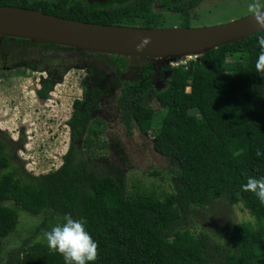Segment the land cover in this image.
<instances>
[{
  "label": "trees",
  "instance_id": "obj_1",
  "mask_svg": "<svg viewBox=\"0 0 264 264\" xmlns=\"http://www.w3.org/2000/svg\"><path fill=\"white\" fill-rule=\"evenodd\" d=\"M0 5L98 24L161 25L148 0L116 4L0 0ZM188 18L184 11L180 26L188 27ZM261 36L264 30L212 48L186 67H170L164 87L152 90L164 109L156 127L152 126L153 111L146 104L151 88L145 78L151 73L149 63L141 67L142 74L134 82L119 81L80 57L70 64L90 73L81 84L83 98L88 95L97 100L112 94L101 92L105 87L119 86L115 102L123 123L141 132L149 130L153 149L172 158L184 174L179 176L175 191L162 199L126 195L115 177L96 174L89 167V155L83 156L81 149L87 152L98 145L94 138L98 132L87 123L88 112L80 107L83 99H74L65 121L69 143L55 169L33 174L15 166L0 140V251L3 238L16 230L15 207L41 217L29 228L28 238L0 252V264H65L63 256L48 247L44 233L62 224L67 214L86 221L87 231L98 243V258L89 264H264V204L242 188L249 177H264V74L255 68ZM23 52L17 50V61L9 66L44 71L34 94L45 100L69 66L65 59H44L35 50L29 55ZM229 84L233 85V97L228 95ZM190 107L196 113L190 112ZM258 150L261 156L256 155ZM215 196L229 205L240 202L253 221L233 223L224 239L192 233L185 227L188 218Z\"/></svg>",
  "mask_w": 264,
  "mask_h": 264
},
{
  "label": "rangeland",
  "instance_id": "obj_2",
  "mask_svg": "<svg viewBox=\"0 0 264 264\" xmlns=\"http://www.w3.org/2000/svg\"><path fill=\"white\" fill-rule=\"evenodd\" d=\"M248 3L249 0L239 5L229 4L228 0H224L212 9L211 15H215L225 4L226 9L220 12L224 15L217 14L213 16L215 19L209 16L200 19L201 12L205 13L202 8L191 10L193 21L191 24L196 27L239 18L249 14ZM161 13L163 26H178L179 21L174 14L167 9L162 10ZM6 39L0 37V140L4 142L11 163L15 166L21 165L25 171L33 174L55 169L60 165L61 155L67 149L69 132L65 121L71 114V102L81 97V84L90 77L87 70L70 64L75 63L80 57L86 62L92 61L96 70L103 69L110 74L117 72L120 78H134L133 67L138 68L146 62L145 58L139 57H116L110 54L78 51L64 46L46 48L39 43L24 39H20L24 40L20 43L12 41L17 38L6 37ZM17 50L25 51L23 53L28 55L35 54V50L44 59L51 56L50 59H65L68 64L69 67L63 71L61 79L53 85L45 100L37 99L34 94L39 78L45 76L44 71L9 66L17 61L15 59ZM195 57L152 59L150 89L155 90V85L162 84L165 70L169 71L170 67L176 65L186 67ZM160 87L163 85L158 89ZM186 90L188 91L187 88ZM233 94V85L229 84L228 95L233 97ZM113 104L114 96L111 95L103 97L101 103L95 104L92 113L106 124L102 126L101 133L94 137L98 139V145H94L87 152L84 148L81 149L83 156L89 155V167L96 174H109L115 177L126 195H153L162 199L175 191L179 176L184 172L177 167L172 158L153 149V138L149 131L140 132L135 126L127 128L122 124L117 111L113 109ZM146 104L153 111L152 126L156 127L164 109L152 94ZM189 111L195 112V109L190 107ZM89 126L94 129L101 128L92 121H89ZM80 146L78 143V147ZM8 203L11 205L10 202ZM15 211L18 219L16 230L3 238L1 253L21 243V239L28 238L29 228L41 218L40 215H30L19 207H15ZM242 221L253 220L240 202L229 205L222 198L215 196L204 206L194 209L185 227L192 233L202 232L224 239L230 226Z\"/></svg>",
  "mask_w": 264,
  "mask_h": 264
},
{
  "label": "water",
  "instance_id": "obj_3",
  "mask_svg": "<svg viewBox=\"0 0 264 264\" xmlns=\"http://www.w3.org/2000/svg\"><path fill=\"white\" fill-rule=\"evenodd\" d=\"M261 30L264 27L257 24L251 14L208 26L145 28L84 22L39 10L0 5V37L149 60L199 56L219 45L232 43ZM145 37L150 38V43L140 49L138 46Z\"/></svg>",
  "mask_w": 264,
  "mask_h": 264
},
{
  "label": "clouds",
  "instance_id": "obj_4",
  "mask_svg": "<svg viewBox=\"0 0 264 264\" xmlns=\"http://www.w3.org/2000/svg\"><path fill=\"white\" fill-rule=\"evenodd\" d=\"M247 11L261 27H264V2L249 0ZM261 51L256 59L255 68L259 74H264V36L259 37ZM150 43V38L145 37L138 46L143 49ZM257 156L262 153L258 150ZM246 192L254 193L261 204H264V177H249L242 185ZM86 221L74 219L70 214L64 216L62 224L54 225L44 233L48 247L53 252H58L64 258L65 264H89L98 258V243L86 229Z\"/></svg>",
  "mask_w": 264,
  "mask_h": 264
},
{
  "label": "flooded vegetation",
  "instance_id": "obj_5",
  "mask_svg": "<svg viewBox=\"0 0 264 264\" xmlns=\"http://www.w3.org/2000/svg\"><path fill=\"white\" fill-rule=\"evenodd\" d=\"M85 1L88 3L87 0H85ZM127 1H129V0H105L104 2H94V1H92V2H89V4H92V3H107V2H111V3L116 4V3H119V2H127ZM212 1H214L215 3H211L210 0H197L195 3H193L194 0H148V4H149L150 10L152 12L156 13L158 15V17H159L160 24H161L159 27H166V26H163V22H162V13H161V11L164 10V9H167V11H169L172 14H174L178 18V21L179 22H178V26L177 27H183V26H180L181 23L183 22V20L181 19V16H182V13L184 11L187 12V14L189 15V18H188V24H189V26L188 27H193L192 24H191V23H193V21L191 20L192 19L191 18V10H195V9L197 10V9H200V8L204 9L205 10L204 11L205 13L201 12V14L199 15V17L202 16L200 19H202L203 17H208V16L211 19H215V18H213V16H217V14L219 16L224 15L223 13H220V12H221V10L224 11L226 9L225 8V4L220 7V10L215 15L214 14L211 15V13H213L212 9H215L216 5L217 4L219 5V3H221L224 0H212ZM241 1H244L245 2L247 0H228L229 4H237V5H239L240 3H244V2H241ZM231 2H233V3H231ZM231 8H228V9L230 10ZM195 22H197V21H195ZM221 22H223V21H219L218 23H221ZM218 23L217 22H214V24H218ZM214 24H211V25H214ZM204 26H208V25H204ZM196 27H198V26H196ZM151 60L146 59V62L144 64L149 63L150 64L149 68L151 69V72H152V62H151ZM144 64H142L138 68L136 66L133 67V73H132V75L134 76V78H131V77H129V78H127V77L120 78L118 76L119 74H117V72H113L112 74H110V73L107 72V74L109 76H111V77L117 78L119 81H130V82H134V81H137L139 79L140 75L142 74L140 72V69H141V67ZM82 69H84V68H82ZM165 71L166 72L164 73L165 76H164V79H163L162 84L155 85L154 86L155 87V90H160V89H162L164 87L165 81H166L167 77L169 76V71L168 70H165ZM45 75H46V73H45ZM149 75L150 74L146 75L145 78H147V83H149V85L151 86V84L149 82ZM160 85L161 86L163 85V87H160L158 89V87ZM82 86L83 85H81V88H82ZM152 90H154V89H149V93L147 94V99L150 98V94H152V92H153ZM108 91H111V93H112V94H108V95L114 96V104H113L114 108L113 109H114V111H117L119 120L121 121L122 124H124L123 121H122V113L120 111V108H119L118 104H116V102H115V99H116L118 93L120 92V87L119 86L118 87H115V88L114 87L113 88H107V87H105L103 90H101V92H108ZM108 95H105V96H108ZM79 99H83V104L80 106L81 109L84 112L85 111L88 112V117L89 118L87 119V123L89 124V121H92L94 123V125L95 124H99L101 126V128H98V129L95 128V129L97 130L98 134H100L101 131H102V129H103L102 126L105 125L106 123L104 121H102L100 117H98L97 115H94L92 113V111H94L95 104H99V103L102 102L103 97H100L97 100H95V99H91L90 97H88V95H86L83 98L82 91H81V97ZM110 100L111 99H109V102H110ZM91 101H93V104L90 105L89 102H91ZM109 102L107 103V105L109 104ZM107 109H109L108 106H107ZM71 111H72V108H71ZM94 118H98V121L97 120H93ZM144 132H147V131H144Z\"/></svg>",
  "mask_w": 264,
  "mask_h": 264
}]
</instances>
